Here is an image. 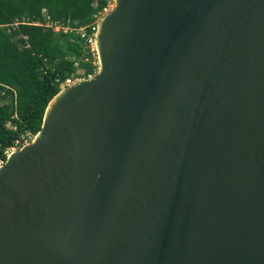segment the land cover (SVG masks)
<instances>
[{"label":"water","instance_id":"water-1","mask_svg":"<svg viewBox=\"0 0 264 264\" xmlns=\"http://www.w3.org/2000/svg\"><path fill=\"white\" fill-rule=\"evenodd\" d=\"M95 43L0 166V264H264V0H114Z\"/></svg>","mask_w":264,"mask_h":264},{"label":"trees","instance_id":"trees-1","mask_svg":"<svg viewBox=\"0 0 264 264\" xmlns=\"http://www.w3.org/2000/svg\"><path fill=\"white\" fill-rule=\"evenodd\" d=\"M109 1L0 0V160H7L17 141L41 130L62 82L78 71H94L75 30L91 28ZM48 22L75 30L56 33Z\"/></svg>","mask_w":264,"mask_h":264},{"label":"built area","instance_id":"built-area-1","mask_svg":"<svg viewBox=\"0 0 264 264\" xmlns=\"http://www.w3.org/2000/svg\"><path fill=\"white\" fill-rule=\"evenodd\" d=\"M114 8V0H110L108 2L107 7L103 9V11L97 16V20L95 23L91 26V28L87 27H81L77 30L72 29L69 24H56L53 22H48L46 26L51 27L56 33H60L63 31V33L73 32L74 30L77 31V33L83 38L87 44V47L89 48V52L92 56V64L94 66V71L90 72L89 74H84L83 72H78L71 77L67 78L64 82L61 83L60 88L63 89L65 87L73 86L81 82H90L94 80L98 74V68H99V59H98V53H97V47L95 43V36L97 32V26L100 21V19L110 12ZM36 25H41V23H35ZM18 23H15L13 26H17ZM26 38V37H25ZM34 139V136H29V139L27 137H24L22 141H17L16 145L11 148V150H15L17 147L19 149L24 146L25 144L32 142ZM4 163V161L0 160V166Z\"/></svg>","mask_w":264,"mask_h":264},{"label":"rangeland","instance_id":"rangeland-1","mask_svg":"<svg viewBox=\"0 0 264 264\" xmlns=\"http://www.w3.org/2000/svg\"><path fill=\"white\" fill-rule=\"evenodd\" d=\"M78 72H82V71H78ZM27 138L29 139V136ZM17 150H19V147H17L15 150H10L8 153L10 154L12 151H17Z\"/></svg>","mask_w":264,"mask_h":264}]
</instances>
